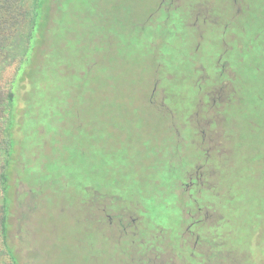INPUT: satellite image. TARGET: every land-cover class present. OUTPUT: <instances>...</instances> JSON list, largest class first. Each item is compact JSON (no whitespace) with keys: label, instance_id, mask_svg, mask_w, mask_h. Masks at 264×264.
<instances>
[{"label":"rangeland","instance_id":"374dc122","mask_svg":"<svg viewBox=\"0 0 264 264\" xmlns=\"http://www.w3.org/2000/svg\"><path fill=\"white\" fill-rule=\"evenodd\" d=\"M50 12L26 62L7 238L0 183V264L7 244L19 264H147L120 218L161 236L169 264H203L201 250L204 264H264V0H52ZM199 170L206 188L189 194ZM189 208L211 214L192 226L209 252L182 238Z\"/></svg>","mask_w":264,"mask_h":264},{"label":"trees","instance_id":"16d2710c","mask_svg":"<svg viewBox=\"0 0 264 264\" xmlns=\"http://www.w3.org/2000/svg\"><path fill=\"white\" fill-rule=\"evenodd\" d=\"M51 1L0 0V183L3 192L4 215L1 224L4 238L8 235L10 172L14 169L17 154L16 118L19 116L17 112L22 103V94H25L30 82H25L30 65L26 62L31 59L41 37L43 24L51 13ZM13 65L14 74L5 79L4 74ZM6 248L11 264H19L8 244Z\"/></svg>","mask_w":264,"mask_h":264},{"label":"flooded vegetation","instance_id":"af4514ba","mask_svg":"<svg viewBox=\"0 0 264 264\" xmlns=\"http://www.w3.org/2000/svg\"><path fill=\"white\" fill-rule=\"evenodd\" d=\"M203 167H204V164H201L197 169H201ZM187 174H190V172L185 174V181H183V183H182L184 188H185L184 190L186 192H188L190 194V191H191V189L193 187L194 188H206L207 180H208L206 174L201 173L200 170H199L195 176H193L191 174L192 176H190L188 178V180L186 178ZM207 174H209V173H207ZM194 208H189L187 210V214L189 215V218L195 219L196 221L192 222L187 227L186 230L188 232V236L187 237L183 236L182 238H185L186 244H188L187 242H190L191 238L195 239L194 240V243H195L194 244V249L197 248V250H198V247L203 244V242H206V244L209 246L207 252H209L211 250V246H212L210 241H208V239L206 237H204V236L202 237L201 233H199L198 231H193L192 232V226L197 224L196 222H198V221H200V223H202L203 221H206L207 219L210 218L211 214L208 211H203L202 213L205 212L204 213L205 219L201 220L200 218L199 219L195 218V216H192ZM105 210L106 209H104V211ZM197 210H199V208ZM119 220H120L119 226L120 227L122 226L121 228H123V232L121 233L122 236L127 235L129 237V234L131 232H133L132 230L136 231L137 229L140 228V226H139L140 224L139 225L138 224L132 225L131 223H128L127 225L124 226L122 218H120ZM202 226H204V225H202ZM135 231L132 234V236L134 238L130 239V244L132 246H134L138 250V253H140V255L143 257L142 260L145 261V263H147V264H167L168 263L169 264L168 261L167 262L162 261V256L166 255V253H165V250L163 249V247H161L163 245V240H162L161 236H156L155 235V236L149 237L150 240L148 242H146L142 237H136V232ZM220 233H222V231L218 230V233L215 236H220ZM135 240H138V243H136ZM224 250H225V248L223 249V251ZM195 254L200 256L204 260V263H205L206 254H205L204 250H201L200 252L193 251L192 255L194 256ZM215 255L214 256L212 255V256L215 257ZM170 264H174V263L170 262Z\"/></svg>","mask_w":264,"mask_h":264}]
</instances>
